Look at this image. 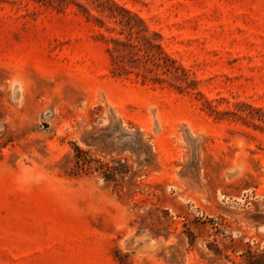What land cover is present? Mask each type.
<instances>
[{"label":"rangeland","instance_id":"1","mask_svg":"<svg viewBox=\"0 0 264 264\" xmlns=\"http://www.w3.org/2000/svg\"><path fill=\"white\" fill-rule=\"evenodd\" d=\"M104 1L185 72L116 75L129 30L87 0H0V264L264 250V0ZM74 145L130 172L74 174Z\"/></svg>","mask_w":264,"mask_h":264},{"label":"trees","instance_id":"2","mask_svg":"<svg viewBox=\"0 0 264 264\" xmlns=\"http://www.w3.org/2000/svg\"><path fill=\"white\" fill-rule=\"evenodd\" d=\"M45 4L57 6L62 9L69 0H38ZM96 11L105 17L115 19V22L125 26L129 30L126 40L119 37H112L111 41L115 44L112 49L114 57V73L121 76L138 70V75L144 78H151L157 82H165L167 79L178 81L180 79L179 71L185 72L182 67L176 66L175 61L169 56L161 52L156 54L152 51L155 45L149 38L142 36L140 30L135 29L133 23L134 17L131 13L117 5L116 3L104 0H87ZM81 8L88 12L83 5L78 4ZM117 11L123 13V17L119 19ZM164 54V55H163ZM74 163L72 173L80 172H98L106 182L119 184L124 181L131 167L121 161L111 163L101 159L93 158L88 151L82 149L78 145H74ZM195 236L190 234V243L194 244ZM217 253H221L217 247ZM242 262L233 261V264H264V250L248 249L241 254Z\"/></svg>","mask_w":264,"mask_h":264}]
</instances>
